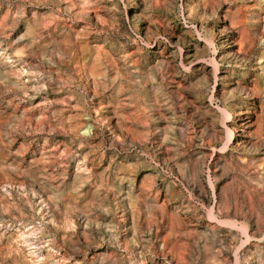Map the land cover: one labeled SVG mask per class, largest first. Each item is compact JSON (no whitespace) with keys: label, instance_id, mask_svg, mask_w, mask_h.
Returning a JSON list of instances; mask_svg holds the SVG:
<instances>
[{"label":"rangeland","instance_id":"374dc122","mask_svg":"<svg viewBox=\"0 0 264 264\" xmlns=\"http://www.w3.org/2000/svg\"><path fill=\"white\" fill-rule=\"evenodd\" d=\"M0 264H264V0H0Z\"/></svg>","mask_w":264,"mask_h":264},{"label":"bare ground","instance_id":"6f19581e","mask_svg":"<svg viewBox=\"0 0 264 264\" xmlns=\"http://www.w3.org/2000/svg\"><path fill=\"white\" fill-rule=\"evenodd\" d=\"M218 69V68H217ZM230 133V132H229ZM227 141V140H226ZM228 142V141H227ZM226 143V142H225ZM240 228V227H239ZM242 233V232H241Z\"/></svg>","mask_w":264,"mask_h":264}]
</instances>
